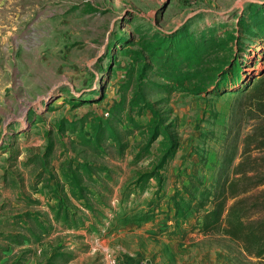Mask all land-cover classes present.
Masks as SVG:
<instances>
[{
    "label": "rangeland",
    "instance_id": "374dc122",
    "mask_svg": "<svg viewBox=\"0 0 264 264\" xmlns=\"http://www.w3.org/2000/svg\"><path fill=\"white\" fill-rule=\"evenodd\" d=\"M211 28L235 38L236 86L192 93L204 70L185 69L169 93L146 95L171 138L152 137L151 112L125 102L113 123L119 143L85 142L140 67L133 51L144 33L182 29L197 42L191 55ZM263 69L264 0H0V264H47L56 251L71 257L57 264H264L234 240L199 233L193 214L173 216L190 175L208 185L224 149H241L257 120L234 90ZM145 73L165 82L154 67Z\"/></svg>",
    "mask_w": 264,
    "mask_h": 264
},
{
    "label": "trees",
    "instance_id": "16d2710c",
    "mask_svg": "<svg viewBox=\"0 0 264 264\" xmlns=\"http://www.w3.org/2000/svg\"><path fill=\"white\" fill-rule=\"evenodd\" d=\"M207 31L208 34L202 35V38L213 37H209L210 41L205 47L202 46L201 51L191 55L185 52L189 50V45L195 46L197 42L195 38L188 40L182 29L166 34L158 31L144 33L140 48L133 51L136 62L141 63L140 67L128 69L127 80L121 87L123 93L111 107L110 118L105 122L98 121L93 127L92 136L85 142L99 144L111 138L119 143L113 123L119 121L125 102L127 107H136L138 114L145 109L151 112L148 132L152 137L161 134L171 138L166 135L167 125L159 116V110L146 95L151 89L169 93L168 87L172 88L177 80H181L178 76L185 69L195 68V76H202V71L198 70H204L203 81H191L187 87L189 92L220 95L224 88L236 86L241 75L235 73L237 55L232 45L234 36L217 34L212 28ZM205 58H208V66L199 68L200 59ZM152 67L165 82L155 83L146 78L145 72ZM135 71L137 73L133 77ZM193 79L196 80V77ZM129 88L130 95L126 99L124 92ZM234 93L249 100L257 122L242 137L239 152L237 142L224 149L214 179L208 185L194 175L188 177V183L182 184L181 191L177 190L173 195V216L179 218L193 214L199 233L206 236L221 234L239 243L248 256L264 262V69L252 83L237 87ZM230 133L229 130L226 137H230ZM238 133L235 131L232 137L238 138ZM174 144L170 140L165 152H169ZM237 154L238 161L233 163ZM80 167L87 166L81 164ZM152 174L155 173H148V176H154ZM69 176L72 182L74 175ZM63 218L68 222L67 211ZM64 256L66 253L63 251L53 252L47 264H57V258H61L63 263L71 259L70 255L68 258Z\"/></svg>",
    "mask_w": 264,
    "mask_h": 264
},
{
    "label": "built area",
    "instance_id": "2783aa9c",
    "mask_svg": "<svg viewBox=\"0 0 264 264\" xmlns=\"http://www.w3.org/2000/svg\"><path fill=\"white\" fill-rule=\"evenodd\" d=\"M109 264H132V263L110 261ZM136 264H153V263H151V262H149V261H147V260H141V261H139V262L136 263Z\"/></svg>",
    "mask_w": 264,
    "mask_h": 264
},
{
    "label": "crops",
    "instance_id": "0c3cea01",
    "mask_svg": "<svg viewBox=\"0 0 264 264\" xmlns=\"http://www.w3.org/2000/svg\"><path fill=\"white\" fill-rule=\"evenodd\" d=\"M60 246H61V245H60ZM1 261H2V260L0 259V263H1ZM26 263H27V262H22V264H26Z\"/></svg>",
    "mask_w": 264,
    "mask_h": 264
}]
</instances>
